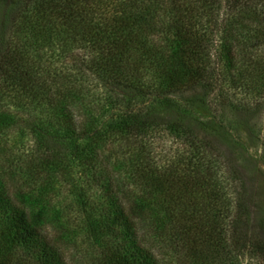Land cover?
<instances>
[{
	"label": "trees",
	"instance_id": "trees-1",
	"mask_svg": "<svg viewBox=\"0 0 264 264\" xmlns=\"http://www.w3.org/2000/svg\"><path fill=\"white\" fill-rule=\"evenodd\" d=\"M263 51L264 0H0V264H67L41 193L68 158L83 193L107 203L91 209L95 264H227L226 191L207 163L219 161L172 97L198 88L190 102L209 109L218 80L264 89ZM172 109L174 122L152 118ZM159 129L195 157L158 162L147 139ZM10 132L32 143L13 151Z\"/></svg>",
	"mask_w": 264,
	"mask_h": 264
},
{
	"label": "rangeland",
	"instance_id": "rangeland-1",
	"mask_svg": "<svg viewBox=\"0 0 264 264\" xmlns=\"http://www.w3.org/2000/svg\"><path fill=\"white\" fill-rule=\"evenodd\" d=\"M215 42L219 44L214 39L213 47ZM260 56L264 61V51ZM214 64L218 66L216 62ZM219 68L218 66L217 69L220 70ZM255 84L259 85V82L248 84L247 90H239L230 89L225 81L218 80L216 85H220L224 96L216 95V89H212L210 94L207 92L205 102H209V109L204 105L195 107L190 102L191 97L201 92L198 88L180 91L172 97L174 106L184 108H180L178 113H186L183 115L184 122L187 121L193 129L195 140L203 146V152L219 161L217 167H214L212 161L207 163L219 178L215 190L226 191V205L219 204L217 208L223 210L220 220L224 230L223 244L229 253V258L224 259L227 264H264V89L255 87ZM11 109L9 104L8 110ZM175 114L177 113L173 109L168 112L160 111L154 113L152 118L157 123L167 124L175 121ZM160 131L161 129L149 134L147 139L152 155L158 162L166 161L174 154L178 157L182 153L195 157L185 144ZM9 135L3 142L6 146L16 145L17 149L13 151L21 149L25 144L29 147L32 143L25 134L10 132ZM45 137L52 149L61 153L64 143L58 137ZM116 137L112 136L111 140ZM116 141L118 143V138ZM204 159L184 162L190 167L193 163L203 167L206 162ZM109 163H113V160ZM75 165L74 159L68 158L65 162L67 174L55 176L51 189L41 193V204L47 209V215H55L64 230L63 240L59 243L64 261L67 264H95L102 247L97 245L89 233V228L95 224L93 221L96 220L97 213L91 209L93 206L107 208V203L103 199H91L88 193H83L85 187L74 169ZM183 166L185 167L184 164ZM42 205H38L35 210L38 211ZM147 225L145 223L141 232L147 235V239H151ZM262 247L263 250L260 249Z\"/></svg>",
	"mask_w": 264,
	"mask_h": 264
}]
</instances>
